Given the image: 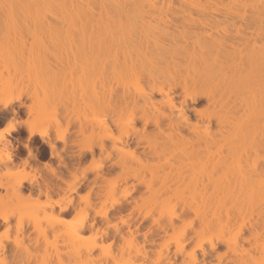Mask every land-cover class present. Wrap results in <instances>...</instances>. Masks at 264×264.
Returning a JSON list of instances; mask_svg holds the SVG:
<instances>
[{"label":"bare ground","instance_id":"1","mask_svg":"<svg viewBox=\"0 0 264 264\" xmlns=\"http://www.w3.org/2000/svg\"><path fill=\"white\" fill-rule=\"evenodd\" d=\"M45 54L99 82L110 123L99 129L119 168L104 200L119 209L141 185L150 220L141 233L129 222L102 231L108 241L68 226L67 264H264V0H0V61ZM0 80L1 91L18 83ZM22 106L0 98V121ZM34 135L54 149L29 127L27 156L37 157ZM131 135L148 149L133 160Z\"/></svg>","mask_w":264,"mask_h":264},{"label":"rangeland","instance_id":"2","mask_svg":"<svg viewBox=\"0 0 264 264\" xmlns=\"http://www.w3.org/2000/svg\"><path fill=\"white\" fill-rule=\"evenodd\" d=\"M23 30L21 36L31 41L34 32ZM65 58L45 54L40 60L16 56L0 61V79L11 76L18 82L10 90H0V98L11 97L14 104L24 105L15 117L0 121V181L5 186L0 188V243L4 244L0 246V264H67L68 226L79 227L83 240L96 235L97 240L101 236L108 241L102 231L122 230L129 222L141 233L150 222L143 204L147 193L141 185L133 190L130 182L127 184L130 187L119 200V209L111 205V199L104 200L102 190L115 180L119 168L112 165L115 153L99 129L100 123L108 122L95 98L99 82L93 79L92 87L85 84L86 71ZM19 92L21 96L16 97ZM203 103L200 98L194 105L201 107ZM133 125L140 127L141 123L136 120ZM29 127L46 131L54 149L34 135L32 146L37 147V157L27 156L22 144ZM131 137L129 146L135 148L132 160L143 157L146 144H136ZM16 138L21 139L17 152ZM102 142L106 150L101 148ZM19 181L25 187L32 186L33 191L25 189L20 196L15 195L13 187ZM65 205L69 209L59 215V208ZM91 221L97 224L98 233L88 229Z\"/></svg>","mask_w":264,"mask_h":264}]
</instances>
